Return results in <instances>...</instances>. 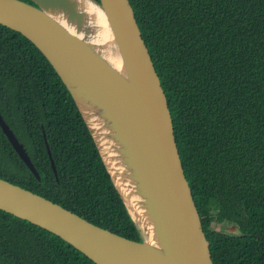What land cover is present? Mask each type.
<instances>
[{
    "label": "trees",
    "instance_id": "1",
    "mask_svg": "<svg viewBox=\"0 0 264 264\" xmlns=\"http://www.w3.org/2000/svg\"><path fill=\"white\" fill-rule=\"evenodd\" d=\"M130 2L168 99L214 264H264V0ZM0 113L40 174L0 127L1 178L140 239L66 85L28 38L1 24ZM230 223L241 233L226 231ZM0 264L96 263L0 209Z\"/></svg>",
    "mask_w": 264,
    "mask_h": 264
},
{
    "label": "water",
    "instance_id": "2",
    "mask_svg": "<svg viewBox=\"0 0 264 264\" xmlns=\"http://www.w3.org/2000/svg\"><path fill=\"white\" fill-rule=\"evenodd\" d=\"M31 1L0 0V24L28 38L66 85L140 239L1 177L0 209L61 237L96 264H214L168 99L130 0ZM0 127L40 179L1 113ZM224 229L241 233L232 223Z\"/></svg>",
    "mask_w": 264,
    "mask_h": 264
},
{
    "label": "bare ground",
    "instance_id": "3",
    "mask_svg": "<svg viewBox=\"0 0 264 264\" xmlns=\"http://www.w3.org/2000/svg\"><path fill=\"white\" fill-rule=\"evenodd\" d=\"M99 14H100V16H101V19H102V18H103L102 14H101L100 12H99ZM100 24H101V26H102V20H101ZM100 29H101V31H104V30H106V29H105V27H101Z\"/></svg>",
    "mask_w": 264,
    "mask_h": 264
}]
</instances>
